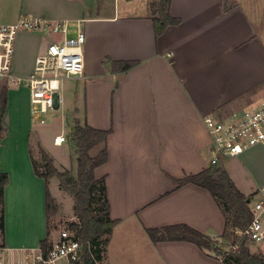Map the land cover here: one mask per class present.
<instances>
[{
	"label": "crops",
	"instance_id": "crops-1",
	"mask_svg": "<svg viewBox=\"0 0 264 264\" xmlns=\"http://www.w3.org/2000/svg\"><path fill=\"white\" fill-rule=\"evenodd\" d=\"M152 1L122 13L95 10L84 0H0V19L32 14L83 27L85 72L71 78L86 82L85 114L80 120L75 107L68 118L111 131L108 160L95 169L97 178H105L111 218L117 220L105 263L224 264L189 241L153 242L147 229L184 223L222 237L226 218L213 195L192 183L177 186L173 178L210 167L206 115L227 118L264 97V35L239 1L172 0L171 14L181 22L157 36ZM43 37L32 31L17 38L15 73L33 69ZM23 49L29 54L26 67L19 62ZM114 61L136 64L123 70L114 68ZM18 91H26V119L15 114V124L8 125L0 142V172L9 174L5 230L0 231L4 264L24 261L26 252L38 250L47 237V182L35 173L31 139L40 137L48 151L61 146L53 138L62 131L51 135L34 125L29 91L23 86ZM11 93L8 89L7 108L16 104ZM62 157V162L72 160V152ZM221 166L252 197L264 185V144L224 158Z\"/></svg>",
	"mask_w": 264,
	"mask_h": 264
},
{
	"label": "trees",
	"instance_id": "trees-1",
	"mask_svg": "<svg viewBox=\"0 0 264 264\" xmlns=\"http://www.w3.org/2000/svg\"><path fill=\"white\" fill-rule=\"evenodd\" d=\"M172 0H153L150 3V17L154 22L156 35L163 34L171 25L181 22L179 17L173 16L170 11ZM136 61H114V68L127 70L133 67ZM8 105V88L5 86L0 93V142L6 131L3 122ZM111 131L98 129L87 123L82 124L75 120L69 133V139L74 143L78 156L77 174L70 170H60L54 159L41 148L45 160V171H41L38 162L33 156L35 173L45 178L47 182L46 206L48 216L47 237L42 240L41 247L46 250L51 243V227L49 214L51 210L49 179L56 176L61 180L63 188L75 199V216L77 220L71 221L69 226L84 244L83 264H105L107 246L117 220L111 218L110 204L107 196L105 178H97L95 169L107 162L108 150L106 140ZM102 144L95 155L90 150ZM177 186L192 183L207 189L219 204L226 218L225 231L222 237L234 235L232 245L236 249L222 250L217 245L215 238L199 230L181 223L163 227L148 228L147 233L153 242L183 240L196 244L202 250L215 255L224 264H264V254L253 252L250 241L246 236L236 233L244 230L250 223L252 214L249 199L239 190L227 170L222 166L208 167L197 173L181 178H173ZM9 182V174L0 172V231L5 230V188ZM3 244L0 243V247Z\"/></svg>",
	"mask_w": 264,
	"mask_h": 264
},
{
	"label": "built area",
	"instance_id": "built-area-1",
	"mask_svg": "<svg viewBox=\"0 0 264 264\" xmlns=\"http://www.w3.org/2000/svg\"><path fill=\"white\" fill-rule=\"evenodd\" d=\"M72 22L68 19H51L40 15L24 14L15 21H0V78L26 87L30 95L32 118L45 124V114L57 112L64 103L63 80L81 77L85 72V32L79 23L72 35ZM21 29L33 32L54 33L51 40L36 57L33 69L27 74L14 72L16 43ZM204 124L210 136V166H221L224 158L240 156L247 149L264 144V97L257 104L234 111L227 118L209 114ZM68 136H54L56 144L67 141ZM252 218L244 230L237 234L246 236L256 244H264V185L249 199ZM234 249L237 246H233ZM84 244L71 228L60 230L58 236L44 250L27 251L25 259L17 264H83ZM0 264H4L0 258Z\"/></svg>",
	"mask_w": 264,
	"mask_h": 264
},
{
	"label": "rangeland",
	"instance_id": "rangeland-1",
	"mask_svg": "<svg viewBox=\"0 0 264 264\" xmlns=\"http://www.w3.org/2000/svg\"><path fill=\"white\" fill-rule=\"evenodd\" d=\"M86 4H90L93 6L95 10H114L115 8L119 9L122 13L124 12V9H126L127 6H130V8L138 7L140 9L143 8L145 4V0H84ZM228 2H241L247 10L251 13L252 17L256 20L257 24L261 27V33L264 35V0H227ZM229 4V3H228ZM0 21H5L1 20ZM72 33L76 32V28L78 23H72ZM27 32H32L30 30L21 29L18 34L19 37H23ZM44 35V43L47 44L51 40H54L57 38V35L54 33H42L38 32ZM264 37V36H263ZM27 49H23V56L19 59V62L21 65L26 67L28 65V53ZM89 82V81H88ZM85 81L83 80H77L74 78H69L63 80V86L61 89L62 96L64 98V103L59 108L58 112H48L45 114L46 123L45 124H38L37 119H33V124L36 126H40L42 128H48L50 134L52 135L53 132L61 130L63 134L69 135L71 132V128L73 126L74 120L68 118L69 114H72L74 112V108L78 107V113L77 117L80 118V120L84 119L85 114ZM7 86L8 89H10V92L12 94V98H16V104L11 105V107H8L5 112V122L4 124L6 129L9 125L11 126V123L13 125L15 124L14 118L15 114H18V117H20L22 120L26 119V112H27V103L28 98L26 94V91L19 92L20 85L12 82L11 80L7 78H0V93L2 89ZM77 89V90H76ZM76 90V91H75ZM13 118V122L11 119ZM3 138V137H2ZM40 137L35 139V137H32L31 139V147L33 156L38 162L39 169L41 171H45V160L41 152V148H43V145L40 143ZM71 140L69 139V136L67 138V141L62 143L61 146L56 148H50V150H45L47 153L54 159V164L60 169H67L71 171L72 174H77L78 170V156L74 148V152L72 149H69V144ZM72 143V142H71ZM5 144H10V140L8 139ZM6 148V147H4ZM99 150V147L96 146L90 150L91 155H95L97 151ZM70 151L72 152V160L66 159L64 162L60 161V158L62 155L69 156ZM61 155L60 158H57V155ZM56 155V157H55ZM63 158V157H62ZM49 192H50V201H51V210L49 214V221H50V227H51V238L54 239L58 236L60 230L65 228H70L69 224L71 221L77 220L75 216V199L74 197L66 191L62 184L61 180L56 177H50L49 179ZM158 186V185H157ZM234 235L230 234L228 237H214L217 245L222 248V250L229 251L230 249H234L232 243L234 240ZM250 248L253 252L257 253H263L264 254V244H256V243H249ZM107 258V255H106ZM105 262V261H104ZM106 264V263H105Z\"/></svg>",
	"mask_w": 264,
	"mask_h": 264
}]
</instances>
